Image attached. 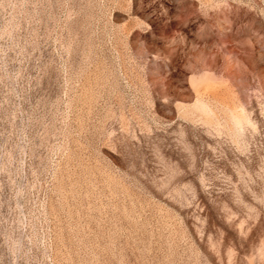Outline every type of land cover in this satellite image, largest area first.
<instances>
[{
    "label": "rangeland",
    "instance_id": "374dc122",
    "mask_svg": "<svg viewBox=\"0 0 264 264\" xmlns=\"http://www.w3.org/2000/svg\"><path fill=\"white\" fill-rule=\"evenodd\" d=\"M0 264H264V0H0Z\"/></svg>",
    "mask_w": 264,
    "mask_h": 264
}]
</instances>
